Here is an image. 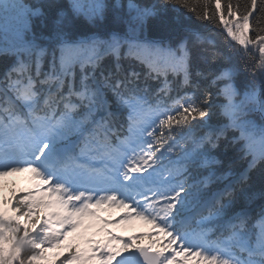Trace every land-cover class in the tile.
Returning <instances> with one entry per match:
<instances>
[{"label": "snow or ice", "instance_id": "6c2138e0", "mask_svg": "<svg viewBox=\"0 0 264 264\" xmlns=\"http://www.w3.org/2000/svg\"><path fill=\"white\" fill-rule=\"evenodd\" d=\"M191 3L0 0V177L34 179L0 197V264H49L86 220L114 222L105 206L156 238L108 232L58 264H264L258 0Z\"/></svg>", "mask_w": 264, "mask_h": 264}, {"label": "rangeland", "instance_id": "374dc122", "mask_svg": "<svg viewBox=\"0 0 264 264\" xmlns=\"http://www.w3.org/2000/svg\"><path fill=\"white\" fill-rule=\"evenodd\" d=\"M9 179L11 181H14L15 184H20L23 185L24 188L27 190L29 187V184L33 185L34 179L32 177L31 173H11L9 174ZM11 194L10 192V186H9V181L3 176L0 177V197L7 198ZM105 209V207L103 208ZM101 209L100 211L102 212ZM124 209H122L123 211ZM109 211V210H108ZM108 211H104L103 213H107ZM120 212V209H117V213ZM117 213H112V216H115ZM8 214H12L11 210L8 209ZM146 221L139 220V219H130V220H124L122 223L119 224H113L110 227L112 228L109 230V232L114 233L115 235L122 237L124 242H130L128 240L129 237L135 236V239L139 233H141L144 230H148L149 226L146 227ZM82 242H81V247L79 249H85L88 247L87 240L91 239L93 241L96 240H104V239H98V233L96 229V224L92 221H85V226L83 227L82 230ZM106 239V238H105ZM74 241V234L73 232L69 233L67 237H65L62 241V247L59 249H49L46 252V256L50 264H53V262H57L59 260H62L64 256L67 255L69 251V245H72ZM113 243H116V241H113ZM195 258L194 257H189V264L194 263ZM73 264H77V262H73ZM87 264H95L94 261H89Z\"/></svg>", "mask_w": 264, "mask_h": 264}, {"label": "trees", "instance_id": "16d2710c", "mask_svg": "<svg viewBox=\"0 0 264 264\" xmlns=\"http://www.w3.org/2000/svg\"><path fill=\"white\" fill-rule=\"evenodd\" d=\"M197 2L198 0H192V3L188 9V11H193V9L199 10L197 8ZM248 3L250 5L251 0H232L233 5H241L243 6L245 3ZM221 3H227V0H221ZM213 6H215V0H213ZM259 8V0H258V4H257V8L253 9L254 15H250V29H255V30H260V29H264V22H260L257 23V21H261L262 19H264V17L261 16V13L258 11ZM193 16H195V12H193ZM193 23L199 26L200 31L203 33V37H204V41L207 44H213L215 43L216 45L223 47L225 45V40H224V36L219 33L217 30H215L212 26H204L202 25L199 21L197 20H193ZM252 32L250 31L249 35H251ZM261 34H264V32H261ZM258 172H254L253 173V180L254 182L257 183L258 185ZM10 186V196H12V194L15 192L17 195H19L22 191L23 188L20 187L19 185L13 184V182H11ZM13 214V213H12ZM49 262V261H48ZM51 262H49L50 264Z\"/></svg>", "mask_w": 264, "mask_h": 264}]
</instances>
